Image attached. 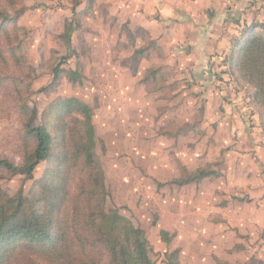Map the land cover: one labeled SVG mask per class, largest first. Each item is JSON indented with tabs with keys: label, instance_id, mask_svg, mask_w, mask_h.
I'll list each match as a JSON object with an SVG mask.
<instances>
[{
	"label": "rangeland",
	"instance_id": "374dc122",
	"mask_svg": "<svg viewBox=\"0 0 264 264\" xmlns=\"http://www.w3.org/2000/svg\"><path fill=\"white\" fill-rule=\"evenodd\" d=\"M158 18L117 0H0V159L30 168V123L52 139L31 174L0 168V224L28 238L12 264H45L34 248L58 217L74 238L88 175L94 215L124 244L140 232L151 264H264V90L241 68L248 38L220 59Z\"/></svg>",
	"mask_w": 264,
	"mask_h": 264
},
{
	"label": "trees",
	"instance_id": "16d2710c",
	"mask_svg": "<svg viewBox=\"0 0 264 264\" xmlns=\"http://www.w3.org/2000/svg\"><path fill=\"white\" fill-rule=\"evenodd\" d=\"M238 47L237 45L234 49L237 50ZM239 49L241 50V68L244 72H247L248 81L258 89L264 90V35L253 34ZM63 108L68 113L81 112L86 117L82 125H87L88 117L87 113H85L86 107L84 105L75 101L71 103L70 101L66 102ZM33 117H35V114L32 115ZM89 132H91L90 129L89 131L86 130L87 136ZM26 133L36 138L35 162L29 169H26L15 166L7 160L0 159L1 169L31 174L37 165L48 158L52 141L48 129L30 123L27 125ZM79 155H84V151L80 152ZM88 156L87 161L90 162V157L88 159ZM205 176V173L200 172L197 177L203 179L206 178ZM94 179V175H88L87 180L82 182L80 192L76 195L78 196L77 202L79 205H73L74 210L70 208L72 211L70 218L73 226L71 228L74 231V238L69 236L70 230L68 233L62 227L64 224L63 220L58 217V232L53 239L51 235L52 227L48 225L47 240L49 241V248L41 246L34 248V251H38L36 252L39 255L38 258L43 260L42 262L45 264H151L148 260L146 246L142 241V237H140V232L129 229L126 235V244H124L115 235L105 230L104 225H102V220L105 216L102 212V215H94L96 211H93L92 205L97 194L91 184ZM62 184L67 185L66 175L62 179ZM54 195L59 197L57 206L61 210L62 206L67 202V193L62 187L57 192L53 189L52 196ZM21 203H19L16 213L21 207ZM8 219L9 217H4L0 224V264H12L15 252L23 245H21V242L28 239L25 234L21 233L23 229L11 227ZM20 235L24 237L18 239ZM73 241L75 243H72ZM3 251L4 253H2Z\"/></svg>",
	"mask_w": 264,
	"mask_h": 264
},
{
	"label": "crops",
	"instance_id": "0c3cea01",
	"mask_svg": "<svg viewBox=\"0 0 264 264\" xmlns=\"http://www.w3.org/2000/svg\"><path fill=\"white\" fill-rule=\"evenodd\" d=\"M135 18H158L172 30L190 31L193 42L212 47L221 59L252 34H262L264 0H117ZM153 17V18H152ZM185 18V20L183 19ZM143 22V21H141ZM169 30V29H168ZM187 47V51H188Z\"/></svg>",
	"mask_w": 264,
	"mask_h": 264
}]
</instances>
